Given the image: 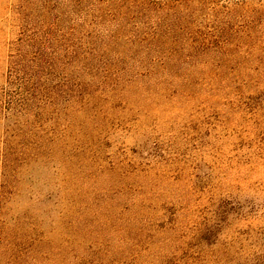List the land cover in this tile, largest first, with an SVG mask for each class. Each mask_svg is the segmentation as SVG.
<instances>
[{"label":"rangeland","instance_id":"374dc122","mask_svg":"<svg viewBox=\"0 0 264 264\" xmlns=\"http://www.w3.org/2000/svg\"><path fill=\"white\" fill-rule=\"evenodd\" d=\"M0 264H264V0H0Z\"/></svg>","mask_w":264,"mask_h":264}]
</instances>
